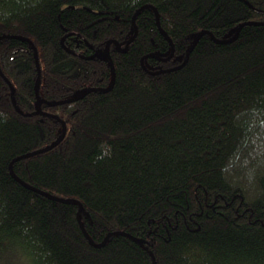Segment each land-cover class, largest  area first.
I'll use <instances>...</instances> for the list:
<instances>
[{
    "label": "trees",
    "instance_id": "16d2710c",
    "mask_svg": "<svg viewBox=\"0 0 264 264\" xmlns=\"http://www.w3.org/2000/svg\"><path fill=\"white\" fill-rule=\"evenodd\" d=\"M0 72V264H264V0H0Z\"/></svg>",
    "mask_w": 264,
    "mask_h": 264
},
{
    "label": "water",
    "instance_id": "95a60500",
    "mask_svg": "<svg viewBox=\"0 0 264 264\" xmlns=\"http://www.w3.org/2000/svg\"><path fill=\"white\" fill-rule=\"evenodd\" d=\"M139 11H140V10L136 11L135 14H134L133 17H132L133 34H132V35L129 37V39L125 42L124 47H121L120 44H119L118 42L114 41V40H108V41L105 42V47H104L103 52H100V54H99V56L101 55V56H104V57L107 58V60H108L109 63H110V67H111V82H110V84H109V86H108L107 88H105V89H100L101 91H104V92H105V91H108V90L112 87L113 82H114V70H113V64H112L111 58H110V56H109V46H110L111 44H114L116 51L119 52V53H123V52H126V51H127L129 44H130V43L132 42V40L135 38L136 33H137V29H136V27H135V25H134V19H135L136 14H137ZM154 12H155V15H156L157 26H158L160 32L163 34V32L161 31V29H160V27H159V23H158V14H157V12H156L155 9H154ZM239 28H240V26H238V27L236 28V30H235V32H234V35H233L231 38H229V39H227V40H220V41H219V40H216V39L212 36V34H211L210 32H208V31H201V32L197 33V34L194 36V39H193L192 44L189 46V48H188V49L186 50V52H185V58H184L183 62H182L178 67H180V66H182V65H184V64L186 63L190 51L192 50V48L195 46V44L197 43L198 39H199L202 35H204V34H208V35L213 39V41H215V42L227 43V42H232L233 40H235V38L237 37V33H238ZM70 34H74V33H69V34H67V35H70ZM61 41H63V40H61ZM31 46H32L33 51H34L35 60H37L36 49H35V47L33 46L32 43H31ZM170 48H171V49H170V51H171L170 55H169L166 59H163L162 61L168 60L170 57H172V54H173V47H172V45H170ZM68 52H69V53H72V52L69 51V50H68ZM143 60H144V58L141 59V66L144 68V66H143ZM178 67L173 68V69H169V70L167 69V70L159 71V72H157V73L168 72V71H171V70L177 69ZM157 73H156V74H157ZM0 76H2L1 72H0ZM8 85H9V84H8ZM9 86H10V85H9ZM38 86H39V80H37V83H36V86H35V95H36V98L38 97ZM94 90H96V89H87V90L83 91L81 94H79V95H77V96H75V97H73V98H70V99H67V100H63V101H59V102L49 103V105H58V104H63V103L71 102V101H74V100H77V99L83 97L86 93H88V92H90V91H94ZM12 93H13V91H12V88L10 87V94L12 95ZM12 101H13V99H12ZM43 102H44V101H42V100H40V99H38V100L36 101V103H35V114H42L41 111H40V104H42ZM51 117H53V118H55V119H58V118L55 117V116H51ZM64 135H65V125H64V123L62 122V132H61V135L58 137V139H57L55 142H53L51 145H49V146H47V147H45V148H42V149L36 151L35 153L42 152V151H48V150L54 148L55 146H57V145L61 142V140L63 139ZM22 184H24V183H22ZM24 185H25V184H24ZM25 186H27V185H25ZM51 197H52V196H51ZM73 202H75V203L78 205V210H77V212H76V219H77V222L79 223V226L82 227L81 222H80V212H81L82 207H81V205H80L79 202H77V201H73ZM84 235L86 236L85 233H84ZM86 237H87V236H86ZM108 237H109V235H108V236L103 240V242L100 243V244H96V243H93V242H90V244L93 245V246H95V247H100V246H102V245L106 242V240L108 239Z\"/></svg>",
    "mask_w": 264,
    "mask_h": 264
},
{
    "label": "flooded vegetation",
    "instance_id": "af4514ba",
    "mask_svg": "<svg viewBox=\"0 0 264 264\" xmlns=\"http://www.w3.org/2000/svg\"><path fill=\"white\" fill-rule=\"evenodd\" d=\"M39 87V86H38Z\"/></svg>",
    "mask_w": 264,
    "mask_h": 264
}]
</instances>
